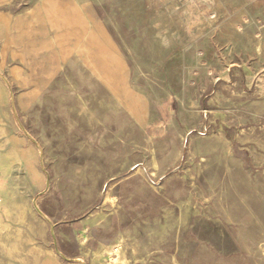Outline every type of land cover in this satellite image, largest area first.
Wrapping results in <instances>:
<instances>
[{"label": "rangeland", "instance_id": "374dc122", "mask_svg": "<svg viewBox=\"0 0 264 264\" xmlns=\"http://www.w3.org/2000/svg\"><path fill=\"white\" fill-rule=\"evenodd\" d=\"M0 187V264H264V0L0 2Z\"/></svg>", "mask_w": 264, "mask_h": 264}, {"label": "bare ground", "instance_id": "6f19581e", "mask_svg": "<svg viewBox=\"0 0 264 264\" xmlns=\"http://www.w3.org/2000/svg\"><path fill=\"white\" fill-rule=\"evenodd\" d=\"M75 6V5H74ZM244 34V33H243ZM262 42V41H261ZM197 83V82H196ZM124 88V87H122ZM138 88V87H137ZM136 89V88H135ZM29 94V93H28ZM34 94V93H33ZM27 95V94H26ZM192 101V99L190 100ZM184 103V102H183ZM194 103V102H192ZM186 104V103H185ZM255 112V111H254ZM253 112V113H254ZM194 118V117H193ZM174 126V125H173ZM2 191V187H0V192ZM101 232V231H100ZM102 235V234H101ZM104 235V234H103ZM109 235V234H108ZM84 240H81L80 239V242H81V248H82V251L85 252L86 250H88L89 248V239H90V236L89 235H86V234H83L82 235ZM107 241V240H106ZM103 242V241H102ZM125 243H126V240H125V236L123 234H120L114 244L107 248L103 245L100 246V249H101V252L99 253L100 256H99V264H110L109 261H108V253L110 252H113L114 254H117L118 255V259L115 263H111V264H128V259L126 257V253H125ZM73 264V263H72Z\"/></svg>", "mask_w": 264, "mask_h": 264}, {"label": "crops", "instance_id": "0c3cea01", "mask_svg": "<svg viewBox=\"0 0 264 264\" xmlns=\"http://www.w3.org/2000/svg\"><path fill=\"white\" fill-rule=\"evenodd\" d=\"M2 1H6V0H0V2H2Z\"/></svg>", "mask_w": 264, "mask_h": 264}]
</instances>
